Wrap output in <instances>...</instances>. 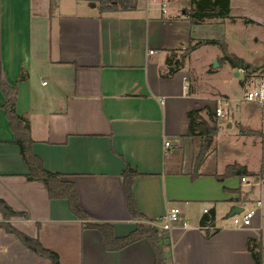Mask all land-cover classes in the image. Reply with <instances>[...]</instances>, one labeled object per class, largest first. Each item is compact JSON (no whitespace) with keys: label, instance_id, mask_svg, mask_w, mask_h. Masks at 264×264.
<instances>
[{"label":"crops","instance_id":"0c3cea01","mask_svg":"<svg viewBox=\"0 0 264 264\" xmlns=\"http://www.w3.org/2000/svg\"><path fill=\"white\" fill-rule=\"evenodd\" d=\"M181 4L0 0L4 78L18 88L16 109L29 122L34 152L47 169L75 182L93 220L111 223L117 236L136 228L122 177L129 164L141 173L133 190L144 223L180 208V220L168 234V264H256L249 246L261 243L264 255V110L245 95L221 91L216 75L228 66L233 74L223 83L238 76L247 89L259 77L243 82L240 72L249 71L245 65L250 63L239 73L233 70L230 64L240 55L227 46L235 63L220 60L226 52L217 44H203L182 57L191 38L200 36ZM232 5L231 0V10ZM226 16L244 19L232 11ZM194 62L204 76L200 82L209 81L214 92L192 81ZM5 101L0 89V198L25 215L5 219L0 211V223L38 238L59 253L63 264L60 239L77 251V264H157L146 238L106 250L100 232L84 228L66 199H50L41 181L27 178ZM219 106L226 110L224 117L216 113ZM194 109L208 120L210 110L219 125L195 177L201 137L189 134L188 113ZM229 165L244 166L248 182L240 175L219 180ZM236 205L256 209L251 225L234 224L230 212ZM206 208L215 210L212 228L201 224ZM0 264L51 261L0 226Z\"/></svg>","mask_w":264,"mask_h":264},{"label":"trees","instance_id":"16d2710c","mask_svg":"<svg viewBox=\"0 0 264 264\" xmlns=\"http://www.w3.org/2000/svg\"><path fill=\"white\" fill-rule=\"evenodd\" d=\"M189 2L191 4L190 11L188 12L190 17H200L204 13H222L226 16V14L231 11V0H189ZM250 22L253 21L250 20ZM216 43H218V40L212 38L199 39L197 41H194V38H191V43L183 51L182 57H187L193 50L203 44ZM222 48L226 52L225 57L231 63H235V59L237 58L236 55L227 53L226 44H223ZM249 66V64L245 65L246 68H249ZM0 89L6 97L3 108L6 110L12 130L16 134L15 142L19 145L22 157L29 169V172L26 175L27 178L29 180L41 181L46 186L50 199H66L70 211L74 216L83 222L84 228H94L100 232L106 250L117 251L134 242L146 238L156 251L157 264H168V236L155 225L144 223L142 221V219L146 216L140 211L136 202L133 184L136 177H138L141 173L132 168L129 164L122 172L128 208L131 215L138 220V223L136 228L127 235L117 236L114 226L111 223L93 220L90 213L83 208L80 203L79 193L75 182L69 179H64L60 172L47 169L44 166L42 158L34 152L32 147L34 140L31 136L29 122L25 117L20 115L16 109L18 88L17 86H13L8 83V81L4 78L1 62ZM209 116L210 120L203 117L200 109H194L188 113V117L190 119L189 134L199 135L201 137V146L196 157L195 173L193 174V177L198 175V169L204 162L214 137L219 132V125L217 121L213 119V114L210 110ZM263 172L264 171H262V173ZM247 174L246 170L241 171L236 165H229L224 174L218 175L217 178L219 180H223L229 176H247ZM0 211L3 213L5 219H9L12 216L25 215L23 212L14 210L2 198H0ZM201 224L202 226H214V209H210L209 213H206L203 216ZM0 226L4 227L8 232L16 234L27 247L35 251L38 255L48 258L51 261V264H63L59 253L44 246L38 238L29 237L14 228L8 222H2L0 223ZM249 249L252 252L256 264H263L264 255L261 243L253 241V245H250Z\"/></svg>","mask_w":264,"mask_h":264},{"label":"rangeland","instance_id":"374dc122","mask_svg":"<svg viewBox=\"0 0 264 264\" xmlns=\"http://www.w3.org/2000/svg\"><path fill=\"white\" fill-rule=\"evenodd\" d=\"M181 7L184 8L186 14L189 16L191 4L187 0H180ZM233 14L238 15V18H244L238 20L235 17L225 16L222 13H204L200 17H190L193 21L197 36L194 41L201 39H216V43L219 47L226 44L227 50L236 52L239 56V60L236 64H230L232 69L239 73V69L245 63H250L249 71L245 70L240 72L243 75L242 81L249 82L252 78L258 76L264 77V0H232ZM230 11V13H231ZM198 17V18H197ZM249 18L256 19L259 23L250 22ZM254 37V38H253ZM255 37L258 38L257 41ZM212 47H208L209 52L213 51ZM205 51V50H204ZM208 52V51H207ZM239 53V54H238ZM226 55V54H225ZM222 56L220 60L226 61ZM239 61V63H237ZM251 61V62H248ZM215 63V62H214ZM192 81H196L197 86L203 91L214 92L211 83H205L200 79H203V75L200 74L199 66L197 62H194L192 66ZM218 68V67H217ZM216 68V69H217ZM215 69V68H214ZM231 72L228 66L220 68L219 74L216 75V79L219 81V88L223 92L231 94L233 97H243L246 94L247 87H243L238 83V76H234L229 84L223 83V79ZM233 74V72H231ZM213 83V82H212ZM196 85V84H194ZM248 206L245 207L247 210ZM151 224V223H148ZM153 225V224H152ZM39 226V225H38ZM57 245L60 246L61 252L64 254V260L66 264H77V251L72 248H67V242L60 240L57 241ZM49 263L48 260H46Z\"/></svg>","mask_w":264,"mask_h":264},{"label":"built area","instance_id":"2783aa9c","mask_svg":"<svg viewBox=\"0 0 264 264\" xmlns=\"http://www.w3.org/2000/svg\"><path fill=\"white\" fill-rule=\"evenodd\" d=\"M165 5H163V10H165ZM154 53L153 50L149 51V57ZM246 99L253 101L260 105L263 110H264V77L263 78H256L253 80V82L250 84L248 87L246 94H245ZM216 113L218 116L224 117L226 115V110L222 107L219 106L216 109ZM167 144H169L167 142ZM241 181L243 183L248 182L247 181V176H242ZM262 183V181L260 182ZM258 205H261V201L259 200ZM208 208L205 209V213H209ZM256 214V209L251 208L249 210L243 211L240 216L234 215L233 216V221L236 226H241V227H246L252 224V219L254 215ZM180 220V208L177 206L171 207L169 212L163 216L160 217L157 220L150 221L151 224L155 225L161 231L168 236L169 232L171 231L174 223L178 222ZM204 228H212L213 226L210 225H205L203 226Z\"/></svg>","mask_w":264,"mask_h":264},{"label":"water","instance_id":"95a60500","mask_svg":"<svg viewBox=\"0 0 264 264\" xmlns=\"http://www.w3.org/2000/svg\"><path fill=\"white\" fill-rule=\"evenodd\" d=\"M218 61L216 60L215 63H214V66H218ZM173 67H171L172 69ZM241 171H244L245 170V167L244 166H241L240 168ZM244 210V208L242 206H239V205H236L232 208L231 212H230V215L233 216L235 215L236 213H239V212H242Z\"/></svg>","mask_w":264,"mask_h":264}]
</instances>
